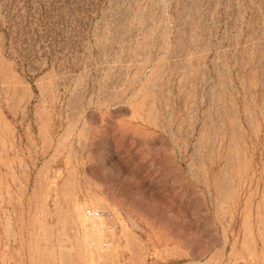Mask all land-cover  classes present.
Instances as JSON below:
<instances>
[{"label": "rangeland", "instance_id": "rangeland-1", "mask_svg": "<svg viewBox=\"0 0 264 264\" xmlns=\"http://www.w3.org/2000/svg\"><path fill=\"white\" fill-rule=\"evenodd\" d=\"M0 264H264V0H0Z\"/></svg>", "mask_w": 264, "mask_h": 264}, {"label": "built area", "instance_id": "built-area-1", "mask_svg": "<svg viewBox=\"0 0 264 264\" xmlns=\"http://www.w3.org/2000/svg\"><path fill=\"white\" fill-rule=\"evenodd\" d=\"M86 216L88 217V218H93V219H96V218H99L100 217V215H99V213L98 212H94V211H92V210H87L86 211Z\"/></svg>", "mask_w": 264, "mask_h": 264}, {"label": "bare ground", "instance_id": "bare-ground-1", "mask_svg": "<svg viewBox=\"0 0 264 264\" xmlns=\"http://www.w3.org/2000/svg\"><path fill=\"white\" fill-rule=\"evenodd\" d=\"M99 218H101V217H99Z\"/></svg>", "mask_w": 264, "mask_h": 264}]
</instances>
